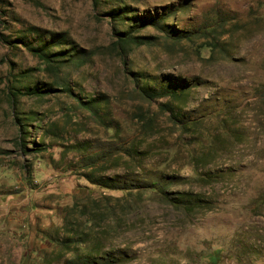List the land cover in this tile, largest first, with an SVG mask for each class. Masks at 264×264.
Returning <instances> with one entry per match:
<instances>
[{"label":"rangeland","instance_id":"374dc122","mask_svg":"<svg viewBox=\"0 0 264 264\" xmlns=\"http://www.w3.org/2000/svg\"><path fill=\"white\" fill-rule=\"evenodd\" d=\"M157 13L185 33L141 25ZM32 27L92 53L54 73L0 41V264H212L216 249V264H264V0H0L5 36ZM113 27L151 43L123 60ZM11 81L68 90L12 104ZM15 116L35 150L18 147Z\"/></svg>","mask_w":264,"mask_h":264},{"label":"trees","instance_id":"16d2710c","mask_svg":"<svg viewBox=\"0 0 264 264\" xmlns=\"http://www.w3.org/2000/svg\"><path fill=\"white\" fill-rule=\"evenodd\" d=\"M129 6H125L122 9H112L108 11L106 14L111 16L113 20H117L119 17H125L124 12H128ZM161 15V16H160ZM159 16V17H158ZM162 14L157 13V17L154 18V20H149V18H146L147 21L145 20L144 22L141 21V25H153L155 27H158L159 29H162L163 31H166L167 33H170L173 35V33L176 34H181L185 33L184 31L180 30H172L171 26L168 25L164 20H163ZM127 19H130V21H133L135 19V16L133 17H127ZM141 20V18H139ZM149 20V21H148ZM137 24V23H136ZM31 31L35 32V37L33 39L29 38L27 35H19L14 38H10L8 36H5L1 31H0V41L3 42L5 45H7L10 48H15L17 46H23L26 48L32 55L36 56L37 59H39L40 64L43 66V68L47 71H51L54 73H57L59 71V67L68 62H75L77 64H83L87 60V56L92 53L91 51L86 53L83 49L76 48L69 40L67 37L63 34L60 33H49V36H45L43 33L40 32L39 29L32 27L30 28ZM113 34L114 37L116 38L115 41L112 43L114 47L117 49V52L123 60L125 59V54L127 53V50H130L131 47L133 46H140L142 44L146 43H151V37L146 36V35H135L134 30L132 28L128 30H118L115 27H113ZM178 37V35H176ZM205 44V43H204ZM200 45L201 48H204L205 45ZM60 46V48L58 47ZM65 46V47H64ZM68 46V47H67ZM58 47V48H57ZM14 80V76H13ZM6 95L11 101L12 104H14L15 99L19 98L20 96H42L46 94H50L53 92H59V91H65L68 90L63 87L62 82L54 81V82H49V83H43L41 85L34 84V85H26L22 87H17L11 83L8 85L6 88ZM142 93L148 97V98H153V97H161L164 95L168 96H173V97H179L180 96V91H177V89H173V87L169 88H161L159 91L153 92V89H150L149 87H142ZM96 102L95 101H87L86 103L82 102L84 107L89 110L90 112H96ZM167 108L169 105H166ZM14 108V107H13ZM15 121L18 125V135H17V145L22 149V153H26L28 149L30 150H35V147L28 148L27 147V137L29 135V127L31 125L26 124L18 118V116H15ZM89 180L93 182L94 184H98L102 187L106 188H130L132 184H127L128 182L123 179V180H114L112 178H104V177H94V175H89ZM141 183V182H140ZM139 183V184H140ZM117 184H119L117 186ZM127 184V185H126ZM138 184V183H137ZM143 184L145 182L143 181ZM156 181H151L147 187V185H139L135 186L137 190L140 188L147 187L151 191H156L158 189ZM182 199H177L178 203H184L188 202V205L190 204V207H194L192 204L197 201L198 197L197 196H189L188 194H183ZM185 197H191L190 199H183ZM176 203V201H175ZM84 226L88 227L93 223V218H88L86 221H84ZM221 250L216 249L212 254L210 255V258L212 259V264H216L220 257ZM91 253H87V255L84 257L83 253L82 255H76L74 260L67 259L66 264H85L88 262L87 259L91 257ZM85 258V259H84ZM87 258V259H86Z\"/></svg>","mask_w":264,"mask_h":264}]
</instances>
